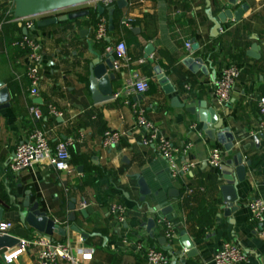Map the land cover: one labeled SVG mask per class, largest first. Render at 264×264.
<instances>
[{
	"label": "crops",
	"instance_id": "obj_1",
	"mask_svg": "<svg viewBox=\"0 0 264 264\" xmlns=\"http://www.w3.org/2000/svg\"><path fill=\"white\" fill-rule=\"evenodd\" d=\"M113 31L108 39L95 40L100 18L97 13L72 22L46 28L27 30L24 23L0 21V78L9 89L10 105L0 109V206L4 209L2 222L11 223L12 237L19 240L44 236L20 220V212L29 192L30 204H39L60 227L51 242L71 248L80 264H146L145 251L155 248L170 258L167 247L181 251L183 235L192 239L197 256H185L178 264H213V257L225 243L242 248L248 257L244 264H264V222L256 223L248 208L253 199L264 201V135L257 134L260 122L258 103L264 98V0H208L213 16L225 10L233 12L246 7L239 22L228 20L217 38L211 37L212 22L206 14V0H126L123 10L113 0ZM1 10L14 12V0H0ZM81 10H95L94 5ZM79 10V9H78ZM1 14V13H0ZM7 15H9L7 13ZM54 16H61L54 15ZM40 19H35L36 22ZM26 31V33H25ZM20 36H29L42 45V82L40 97L32 99L30 84L25 77L28 60L13 46ZM124 42L128 49V64L115 72L112 82L114 95L120 93L134 72L150 79V89L143 96H121L95 105L88 89V65L93 52L115 47ZM190 43L191 49L186 45ZM194 43L198 44L193 51ZM148 45L154 54L145 59ZM258 50L252 52V47ZM256 55V57H252ZM202 59L206 74L192 73L185 65L188 58ZM237 66L241 76L228 104L218 105L214 99L215 83L225 67ZM156 69L175 89L167 95L160 84ZM42 99V104L34 101ZM194 102L216 107L236 140L234 154L226 152L217 141L206 138L196 116L174 106ZM146 109L148 119L176 146L193 144L188 159L196 164L189 173L177 179L171 175L168 163L154 147H144V133L136 125L131 104ZM38 106L42 119L36 121L32 108ZM52 106L62 114H50ZM196 125L194 131L191 126ZM34 128L45 131L52 149L59 142L84 134V140L71 150L67 171H56L46 161L19 175H12L9 163L15 148L24 142ZM122 134V142L113 149L102 147L106 130ZM258 137V144L254 138ZM219 147L224 152L221 166H226L240 154L246 166V180L239 184L240 202L229 216L225 214L221 187L225 185L220 168L209 165V152ZM183 160L180 158V161ZM141 177L151 192L150 207L168 203L167 215L160 211L150 214L140 201L136 187ZM190 189L191 194H187ZM76 201L75 223L69 221V204ZM86 204V208H81ZM121 204L127 210L126 221L117 223L110 215V206ZM84 209L87 216L80 210ZM154 227L148 230V221ZM171 222L176 237L169 241L157 220ZM1 222V223H2ZM74 227L80 229L75 231ZM86 234L87 237H84ZM79 249H91L84 257ZM8 250L0 252V262ZM38 249H31L14 264H40ZM59 264H70L60 262Z\"/></svg>",
	"mask_w": 264,
	"mask_h": 264
},
{
	"label": "built area",
	"instance_id": "obj_2",
	"mask_svg": "<svg viewBox=\"0 0 264 264\" xmlns=\"http://www.w3.org/2000/svg\"><path fill=\"white\" fill-rule=\"evenodd\" d=\"M113 0H102L101 4L106 8H112ZM14 14L10 9L8 13ZM14 23H24L27 30L35 28L33 19L22 20L14 18ZM2 24V23H0ZM110 34L109 23L107 18H100L97 24L95 40L103 43L108 39ZM13 46L23 51L28 60L25 73L26 79L29 81V94L32 99L40 97V86L42 82L41 64H42V45L37 40L29 36H20L13 42ZM188 50L191 44L186 45ZM115 57L114 67L116 71H120L124 65L128 64V49L124 42L118 43L115 47L109 48ZM241 76V70L237 66H228L222 69L218 80L215 83L214 99L218 105L228 104L234 87ZM150 89V79L134 72L127 80L126 86L120 92L114 95L115 98L121 96L127 98L133 94L143 96ZM136 125L143 131L144 136L142 145L144 147H154L159 155L168 163L171 175L177 179L181 174L191 172L196 164L188 159V155L193 148L192 143L185 146H176L168 137H166L161 129L152 123L146 114V109L139 103L131 104ZM260 122L258 124L257 134L264 135V98L258 103ZM49 112L55 117H62V114L49 107ZM34 120L40 121L43 117L42 111L38 106L32 108ZM196 125L191 126L194 131ZM84 140V134L80 133L76 137H70L65 141L59 142L52 149L48 134L38 128H34L28 133L27 139L19 144L14 151V155L9 163V170L12 175H19L25 170L33 167L35 162L46 161L56 171H67L71 160L70 150ZM122 142V134L114 130H106L102 137V147L104 149H113ZM225 152L219 148H213L209 152L208 163L213 168H219L222 165ZM180 158L183 160L180 161ZM191 190L187 189L186 193L191 194ZM86 204H82L81 208H86ZM248 208L252 219L256 223L264 222V201L261 199H253L248 202ZM110 215L119 224L126 221L127 210L121 204H113L110 206ZM157 224L162 225L165 231V237L169 241H173L176 237L175 226L162 219L157 220ZM13 226L11 223H0V237L12 236L10 234ZM31 249H38V260L40 264H59L67 262L70 264H80L78 259L73 255L71 248L63 243H54L44 236H37L32 239H22L20 243L13 249L8 250L3 255L5 264H14L18 259ZM84 257H91L93 250L79 249L78 251ZM146 264H170V258L162 251L155 248H148L145 251ZM248 261L246 253L242 248L233 243H225L221 250L213 257V264H244Z\"/></svg>",
	"mask_w": 264,
	"mask_h": 264
},
{
	"label": "water",
	"instance_id": "obj_3",
	"mask_svg": "<svg viewBox=\"0 0 264 264\" xmlns=\"http://www.w3.org/2000/svg\"><path fill=\"white\" fill-rule=\"evenodd\" d=\"M102 0H14V15L16 18L22 20L37 19L40 20L36 22L35 28H46L50 26H55L61 23L76 21L81 18L88 17L90 11L81 10L80 8H86L88 6L94 5L98 18L103 16L106 12L109 15V30L113 31V15L114 9H106L102 4ZM238 0H231L232 5H237ZM128 5L126 0H120L117 2V7L123 10ZM207 11L206 14L208 19L212 22L213 28L211 30V37L217 38L220 35V30L223 25L228 20H234L239 22L242 19L246 7H240L237 11L233 12L231 10H225L217 16H213L211 3L206 0ZM79 9V10H78ZM61 16H54L60 15ZM26 33V31H25ZM199 48L198 44L194 43L192 50L197 51ZM258 50V46L254 45L252 47V52ZM106 50H100L93 52V59L88 65V89L92 97V101L95 105L102 104L113 99L114 91L112 88V82L115 80V57L112 52L106 53ZM154 47L148 45L145 50V59L148 60L154 54ZM256 57V55H252ZM185 65L190 69L192 73H197L202 71L207 73L206 69L203 67L204 62L202 59L188 58L185 61ZM156 74L159 77L161 86L163 87L167 95H171L175 92V89L170 86L169 80L162 74L160 69H156ZM10 93L9 89L6 87L5 83L0 78V109L9 107L10 105ZM35 104H42V99L34 101ZM174 106L178 108H184L187 112L197 117L199 123L202 125V132L205 134L206 138L211 141H217L220 145L224 146L227 153L230 155L234 154V143L235 136L231 132V129L225 127V120L222 118L217 111L216 107L207 108L206 103H202L200 108H196L194 102L188 104L179 103L178 99H174ZM254 138L255 143L258 144V137ZM251 163L248 162L247 165L242 161L240 154H235L234 158L225 166H220L222 171V179L225 185L221 187V192L223 194V205L224 211L227 216L231 214L233 210L238 207L240 202L239 196V184H243L246 180V166L251 167ZM137 189L140 195V201L147 207L150 214H154L158 211L162 215H167L172 209L166 208L168 203H162L156 207H150L149 203L146 201L147 197L151 196V192L146 186V183L141 177L137 176ZM29 192H27L26 201L23 204L24 211L20 212V220L22 223H26L30 228L34 229L37 233L43 234L48 240L54 234H59V225L51 218L48 217L47 213L40 211L39 204L35 205L34 208L31 207ZM76 211V201L71 200L69 204V221L75 223ZM83 216H87L84 209L80 210ZM4 209L0 206V223L4 219ZM154 219L148 221V230L154 227ZM74 230H80L74 227ZM87 237L86 234H83ZM20 243V240L12 236L0 237V252L4 250H10L15 248ZM181 251L174 252L172 247H167L169 254L171 256V264H178L180 260H184L185 256L192 259L197 256V251L195 249L194 243L191 238L183 235L181 239ZM185 263V262H184ZM183 263V264H184Z\"/></svg>",
	"mask_w": 264,
	"mask_h": 264
},
{
	"label": "trees",
	"instance_id": "obj_4",
	"mask_svg": "<svg viewBox=\"0 0 264 264\" xmlns=\"http://www.w3.org/2000/svg\"><path fill=\"white\" fill-rule=\"evenodd\" d=\"M0 21H4V22H7V21H10V19H12L13 18V14L11 13V12H9L8 13V10H6V9H4V10H1V8H0ZM7 13L9 14V15H7ZM91 13H96V10H92V11H90V14ZM21 53H23V54H25L23 51H21Z\"/></svg>",
	"mask_w": 264,
	"mask_h": 264
},
{
	"label": "rangeland",
	"instance_id": "obj_5",
	"mask_svg": "<svg viewBox=\"0 0 264 264\" xmlns=\"http://www.w3.org/2000/svg\"><path fill=\"white\" fill-rule=\"evenodd\" d=\"M0 264H3L2 262H0Z\"/></svg>",
	"mask_w": 264,
	"mask_h": 264
}]
</instances>
